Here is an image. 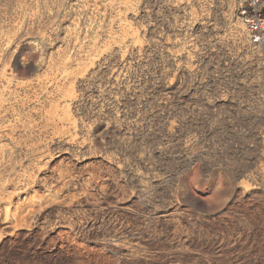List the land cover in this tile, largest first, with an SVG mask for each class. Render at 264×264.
<instances>
[{"label":"rangeland","instance_id":"1","mask_svg":"<svg viewBox=\"0 0 264 264\" xmlns=\"http://www.w3.org/2000/svg\"><path fill=\"white\" fill-rule=\"evenodd\" d=\"M0 97L47 171L105 178L133 229L101 264H264V0H0Z\"/></svg>","mask_w":264,"mask_h":264},{"label":"bare ground","instance_id":"2","mask_svg":"<svg viewBox=\"0 0 264 264\" xmlns=\"http://www.w3.org/2000/svg\"><path fill=\"white\" fill-rule=\"evenodd\" d=\"M2 77L9 83L8 71ZM71 79L69 73L61 74V82ZM72 96L71 87L46 112L48 127L56 131L61 126L74 127L67 103ZM20 132L9 124L0 126V138L10 142H0V264H101L103 257L93 242L122 221L133 229L126 217L109 207L113 199L106 192L105 178L96 171L80 176L69 169L47 171L45 167L53 161L48 154L50 145H30ZM77 137L69 135L73 142ZM17 148L25 149L32 160L16 162ZM139 226L132 231L115 230V239L103 244L101 251H112L120 241L142 242L147 232Z\"/></svg>","mask_w":264,"mask_h":264},{"label":"built area","instance_id":"3","mask_svg":"<svg viewBox=\"0 0 264 264\" xmlns=\"http://www.w3.org/2000/svg\"><path fill=\"white\" fill-rule=\"evenodd\" d=\"M260 30H261V27L257 23H256V25H252V31L256 32V34L259 33ZM258 40L259 39L256 37V41H258Z\"/></svg>","mask_w":264,"mask_h":264}]
</instances>
